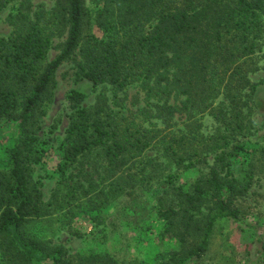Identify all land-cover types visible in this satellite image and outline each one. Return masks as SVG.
Wrapping results in <instances>:
<instances>
[{
  "label": "trees",
  "instance_id": "16d2710c",
  "mask_svg": "<svg viewBox=\"0 0 264 264\" xmlns=\"http://www.w3.org/2000/svg\"><path fill=\"white\" fill-rule=\"evenodd\" d=\"M14 1H20L17 14L11 16L17 29L0 35V125L15 122L20 134L14 138L7 161L0 162V252L16 264L42 259L73 264L63 246L46 245L31 229L32 222L47 215L39 189L31 185L30 171L42 160L37 134L59 66L77 55L76 85L85 80L92 88L104 84L115 92L140 85L149 105L155 107L154 116L166 123L178 109H202L222 92L235 120L228 122L227 129L235 130L234 125L242 129L241 95L247 88L256 92L264 82L251 85L248 78L250 70H258L248 69V61L261 46L255 19L264 0H91L98 6L95 25L100 33L90 30L88 0H52L51 10L42 5L33 9L31 0H0V10ZM65 25L68 31L61 52L48 61L54 37ZM182 96L179 107L176 101ZM86 97L77 87L66 97L67 126L59 146L58 170L70 179L64 186L67 201L77 195L75 200L84 201L87 211L101 212L112 198L136 200L143 184L156 178L146 175V167L155 160L146 162L151 149L184 169L206 163L212 155L208 177L201 184L211 187L217 200L200 229L202 240L181 264L202 257L217 220L231 218L251 225L233 198L250 188L255 169H244L238 176L226 149L208 145L203 150L205 157L191 151L187 136L195 140V130L178 134L127 123L113 108L93 112L85 105ZM94 152L103 161L97 177L84 163L85 156ZM75 164L79 169L73 175ZM201 184L194 192L178 194L179 210L159 201V217L171 226L180 210L194 217L201 198L209 192ZM190 225L185 224V232Z\"/></svg>",
  "mask_w": 264,
  "mask_h": 264
},
{
  "label": "rangeland",
  "instance_id": "374dc122",
  "mask_svg": "<svg viewBox=\"0 0 264 264\" xmlns=\"http://www.w3.org/2000/svg\"><path fill=\"white\" fill-rule=\"evenodd\" d=\"M19 3L14 1L0 10L1 36H8L17 29L11 16L17 14ZM31 3L33 9L42 5L51 10L53 6L52 0H31ZM87 6L90 10V30L100 33L95 25L98 6L91 0L87 1ZM255 20V28L259 30L258 44L261 46L248 61V69L258 67L257 71L250 70L248 73L251 85L264 81V8L258 9ZM67 31L66 25L58 30L48 61L61 52ZM76 59L77 55L57 69L50 97L44 105L45 113L40 119L37 135L42 160L33 164L30 179L31 185L36 186L42 195L47 215L32 222L31 229L39 233L46 245L63 246L73 264H181V260L202 240L203 230L200 229L217 200L211 187L201 184L208 177L214 161L212 155H208L206 163H196L195 167L184 169L177 167L173 161L170 163L157 149H151L146 152V162L150 158L155 160L146 167V175H156V178L143 184L144 190L136 200H128L124 196L112 198L101 212L87 211L84 201L75 200L77 195L67 201L64 186L70 179L61 176L58 170L61 161L59 146L67 126L66 97L71 89L77 87L87 94L85 105L93 112H108L113 108L127 118V123L134 121L151 130L169 129L178 134L195 130L197 138L194 140L187 136L186 145L196 155L205 157L204 148L214 145L229 151L231 169L236 175H243L244 169H255L250 188L233 198V203L246 215L251 225L248 227L231 218L217 220L206 252L191 264H264V82L259 84L256 92L252 93L251 88H247V92L241 95L239 109L245 116L242 129L237 125H234L235 130L232 126L227 129L228 122L235 120L231 116L230 102L222 92L202 109H178L166 123L154 116L155 107L149 105L144 90L138 84L118 92L104 84L92 88L85 80L76 85ZM183 99L184 96L178 99L176 105L182 107ZM19 134L20 129L15 122L0 125V162L7 161L8 151ZM178 150L181 151V148ZM84 163L86 166H83L94 171L95 177L103 167L102 157L97 152L85 156ZM78 167L77 164L72 167L73 175H76ZM199 184L209 192L201 198L200 209L194 211V217L183 215L180 210L173 226L159 217V201L163 200L167 205L171 203L179 210L178 194L194 192L199 189ZM188 222L191 225L185 232ZM0 264L16 263L9 255L0 252ZM28 264L52 263L42 259Z\"/></svg>",
  "mask_w": 264,
  "mask_h": 264
}]
</instances>
